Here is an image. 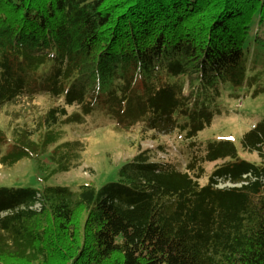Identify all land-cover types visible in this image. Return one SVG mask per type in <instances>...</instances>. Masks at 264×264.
I'll use <instances>...</instances> for the list:
<instances>
[{
	"label": "trees",
	"instance_id": "1",
	"mask_svg": "<svg viewBox=\"0 0 264 264\" xmlns=\"http://www.w3.org/2000/svg\"><path fill=\"white\" fill-rule=\"evenodd\" d=\"M261 86L264 0H0V108L55 101L46 142L78 106L177 133L189 153L183 165L139 151L100 189H0V264H264V119L239 140L258 164L199 140L224 89Z\"/></svg>",
	"mask_w": 264,
	"mask_h": 264
},
{
	"label": "rangeland",
	"instance_id": "2",
	"mask_svg": "<svg viewBox=\"0 0 264 264\" xmlns=\"http://www.w3.org/2000/svg\"><path fill=\"white\" fill-rule=\"evenodd\" d=\"M238 92L241 93L224 89L220 100L222 113L199 140H230L240 151L241 158L258 164L257 154L243 150L239 140L264 119V93L248 87ZM53 106L55 101L48 97H37L24 98L0 108V132L5 135L0 142V189L43 191L49 187H64L76 192L84 185L100 189L107 183L116 182L119 170L133 161L139 151H148L154 162L180 161L185 164L183 152L187 153V141L183 136L177 133L160 135L141 125L127 130L107 118L85 116L78 106L68 107V116L51 128L48 139L52 142H46L47 137L43 134L49 128H43V125ZM161 147L162 152L159 151ZM217 165L206 167L204 183ZM228 184L220 181L221 187H232ZM32 210L40 214L42 204ZM79 211L78 231L81 227L84 229L86 221L85 212ZM7 215L3 213L0 217ZM66 252L74 258L75 252Z\"/></svg>",
	"mask_w": 264,
	"mask_h": 264
}]
</instances>
